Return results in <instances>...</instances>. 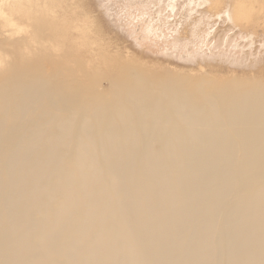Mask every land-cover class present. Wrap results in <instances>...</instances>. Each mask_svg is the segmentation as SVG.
Here are the masks:
<instances>
[{"label":"bare ground","instance_id":"1","mask_svg":"<svg viewBox=\"0 0 264 264\" xmlns=\"http://www.w3.org/2000/svg\"><path fill=\"white\" fill-rule=\"evenodd\" d=\"M164 1L148 14L160 35L184 23L174 41L215 24L216 43L246 15L184 0L198 16L178 22ZM60 73L0 80V264H264L263 82L184 90L135 71L91 94Z\"/></svg>","mask_w":264,"mask_h":264},{"label":"rangeland","instance_id":"2","mask_svg":"<svg viewBox=\"0 0 264 264\" xmlns=\"http://www.w3.org/2000/svg\"><path fill=\"white\" fill-rule=\"evenodd\" d=\"M175 2L178 22L191 15L185 21L191 23L198 16L193 4L183 9L184 0ZM244 4L239 26L222 20L221 26L231 29L219 44L209 34L215 24L202 27L203 35L191 41H174L184 23L166 25L160 35L148 14V0H0V80L57 67L59 80L74 77L91 94L107 93L114 75L135 71L151 85L163 82L184 90L196 82L235 84L246 78L264 83V0ZM214 6L205 14L223 10L221 4ZM162 8L163 17L175 11L165 4Z\"/></svg>","mask_w":264,"mask_h":264}]
</instances>
